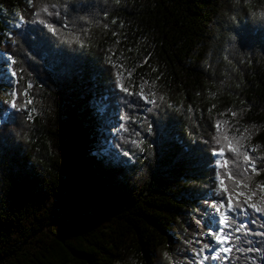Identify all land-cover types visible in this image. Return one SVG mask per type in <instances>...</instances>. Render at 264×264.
Here are the masks:
<instances>
[{"label":"trees","instance_id":"obj_1","mask_svg":"<svg viewBox=\"0 0 264 264\" xmlns=\"http://www.w3.org/2000/svg\"><path fill=\"white\" fill-rule=\"evenodd\" d=\"M260 12L264 0H0V64L16 72L0 115V264H190L219 187L264 208Z\"/></svg>","mask_w":264,"mask_h":264},{"label":"snow or ice","instance_id":"obj_2","mask_svg":"<svg viewBox=\"0 0 264 264\" xmlns=\"http://www.w3.org/2000/svg\"><path fill=\"white\" fill-rule=\"evenodd\" d=\"M48 9L45 8L44 11ZM24 17H21L19 22L16 23V28H20L22 24H24ZM43 23V21H41ZM11 63H15V60L11 57L8 58ZM11 76L15 77L16 72L12 71ZM127 91V89H124ZM15 107V105H13ZM102 110V109H101ZM122 127V126H121ZM151 130V125L149 126ZM219 155H223V149L221 148ZM127 155V153H125ZM239 155H243L245 162L250 161L252 158L248 155V152L245 151L240 153ZM251 168L253 172H257L256 163L253 161L250 164H247L246 167L241 172L236 173L232 178H243L247 175L248 169ZM232 176L231 173H229ZM262 185H258L260 187ZM255 193H253L254 195ZM225 203L227 204V208L225 212L221 213V208L225 207ZM247 201L244 203L236 202L235 204L232 202V198L229 197L227 201L221 199L218 206H214L215 212L209 214L211 219L208 224V234L214 237V240H209L208 242L203 244V247L197 253L200 259H197L195 264H204L205 261L211 259L226 261L229 259V255L233 252V249L237 253H264V248L257 247V245H264V241L261 240H253L249 239V236H264V232L255 231L253 228H249L248 225H255L257 223L253 214H250L248 209L251 208L254 212L264 213V208H258L255 204H247ZM216 213H220L219 216ZM251 216V218H250ZM215 225V226H213ZM264 227V225H261ZM207 251L210 255H203V253ZM221 253H224L221 256ZM234 259H239V257H234ZM252 261V264H256L255 257H249ZM260 260L264 262V255L260 256Z\"/></svg>","mask_w":264,"mask_h":264},{"label":"rangeland","instance_id":"obj_3","mask_svg":"<svg viewBox=\"0 0 264 264\" xmlns=\"http://www.w3.org/2000/svg\"><path fill=\"white\" fill-rule=\"evenodd\" d=\"M6 16H7V20L8 22L10 23V25L13 27V28H16V23L19 22L20 20V16L18 14L17 11H14V12H5ZM3 67V68H2ZM7 68H8V65H2L0 64V115L3 113V103L6 105L7 104V99H6V96L8 95V89L11 88V84L13 83V78L12 76L7 74L8 71H7ZM140 97L142 99L143 102L147 103V104H150L151 103V100L147 97V92H148V88L147 86L144 84V83H141L140 85ZM9 110L7 112L10 111V108L11 106L9 107ZM6 112V113H7ZM5 115V114H4ZM118 131V128L116 127H112L111 129L107 130V132L109 134H114L115 132ZM108 141H104V140H101V144L102 146L105 148L106 145H107ZM100 151L103 149V148H98ZM220 157L221 155H219L218 153H214V159L216 160V165H217V162H219L220 160ZM217 196V197H216ZM216 199H214L209 205H208V208L205 210L204 212V216L205 218L208 220V222L210 221L211 217L209 214L211 213H214L215 212V208L214 206H218L219 205V202L221 201V199L227 201L229 197L232 198V202H245L247 201V204H253L252 200H253V196L250 194V193H245V192H240V191H236L234 192L233 194H229V192L226 190L225 187H219L217 189V193H216ZM258 202L260 204H264V195H260L258 196L257 198ZM246 204V205H247ZM227 208V204L225 203V207L224 208H221V213L225 212V209ZM217 216L220 215V213H216ZM208 225V224H207ZM215 226V225H213ZM203 238H205L206 242H208L209 240H214V237L213 236H210L208 234V228L206 229L204 235L202 236ZM196 241V251L194 253V255H188L186 260L190 263V264H195V262L197 261V259H200L202 258L201 257H198L197 256V253L200 251V249L203 247V244L199 247L198 246V243H201L200 240H195ZM205 242V243H206ZM203 255H210L207 251H205L203 253ZM224 253H221V256H223ZM220 261L221 260H207L204 262V264H220Z\"/></svg>","mask_w":264,"mask_h":264},{"label":"clouds","instance_id":"obj_4","mask_svg":"<svg viewBox=\"0 0 264 264\" xmlns=\"http://www.w3.org/2000/svg\"><path fill=\"white\" fill-rule=\"evenodd\" d=\"M254 18L260 22H264V12L258 13Z\"/></svg>","mask_w":264,"mask_h":264}]
</instances>
